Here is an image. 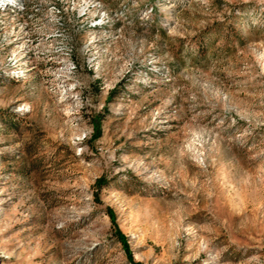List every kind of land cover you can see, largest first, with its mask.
Returning <instances> with one entry per match:
<instances>
[{"label":"rangeland","instance_id":"obj_1","mask_svg":"<svg viewBox=\"0 0 264 264\" xmlns=\"http://www.w3.org/2000/svg\"><path fill=\"white\" fill-rule=\"evenodd\" d=\"M0 264H264V0H0Z\"/></svg>","mask_w":264,"mask_h":264}]
</instances>
